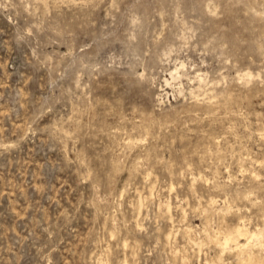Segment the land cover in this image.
Returning <instances> with one entry per match:
<instances>
[{
	"label": "rangeland",
	"instance_id": "1",
	"mask_svg": "<svg viewBox=\"0 0 264 264\" xmlns=\"http://www.w3.org/2000/svg\"><path fill=\"white\" fill-rule=\"evenodd\" d=\"M237 226L264 258V0H0V264H239Z\"/></svg>",
	"mask_w": 264,
	"mask_h": 264
},
{
	"label": "bare ground",
	"instance_id": "2",
	"mask_svg": "<svg viewBox=\"0 0 264 264\" xmlns=\"http://www.w3.org/2000/svg\"><path fill=\"white\" fill-rule=\"evenodd\" d=\"M173 77H174V75H173ZM260 235L261 234L259 232L250 231L247 228H245L244 226H237L232 232H230L228 234H225L223 244L228 245L230 242H235L237 246H240L243 250H245L246 257H244V259L241 260V262L239 264H253V263L254 264H264V258H261V259L260 258H257L255 256L254 252H251V251H247L246 250L251 245L252 239L254 237H257V239H259V238H261ZM245 238H246V242L241 244L240 241L243 240V239H245ZM262 241L260 239V242L263 245L264 244V241L263 242ZM241 254H242V252H241Z\"/></svg>",
	"mask_w": 264,
	"mask_h": 264
}]
</instances>
